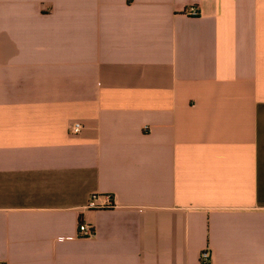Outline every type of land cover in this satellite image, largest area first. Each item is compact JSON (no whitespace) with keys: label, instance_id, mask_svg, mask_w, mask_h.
Returning <instances> with one entry per match:
<instances>
[{"label":"crops","instance_id":"1","mask_svg":"<svg viewBox=\"0 0 264 264\" xmlns=\"http://www.w3.org/2000/svg\"><path fill=\"white\" fill-rule=\"evenodd\" d=\"M0 264H264V0H0Z\"/></svg>","mask_w":264,"mask_h":264},{"label":"built area","instance_id":"2","mask_svg":"<svg viewBox=\"0 0 264 264\" xmlns=\"http://www.w3.org/2000/svg\"><path fill=\"white\" fill-rule=\"evenodd\" d=\"M185 13L187 15H190V16H197L198 15L197 7L196 6H189L186 8ZM81 128H82V126L78 122H73L68 126V130L72 134L79 133ZM106 201L110 204V201H111L110 197H107ZM87 206L88 207H97L94 204L93 198L90 199ZM77 230H78V236L79 237H90L93 235V232H94L93 228L90 225H86V224L81 223V222L78 224ZM208 260H209V252L206 249L205 251H203L200 254V261L205 263V262H208Z\"/></svg>","mask_w":264,"mask_h":264}]
</instances>
